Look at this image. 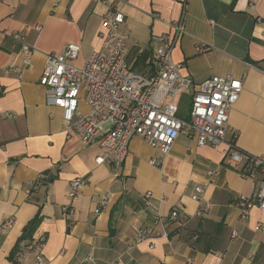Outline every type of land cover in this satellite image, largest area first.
Segmentation results:
<instances>
[{
    "label": "crops",
    "instance_id": "obj_1",
    "mask_svg": "<svg viewBox=\"0 0 264 264\" xmlns=\"http://www.w3.org/2000/svg\"><path fill=\"white\" fill-rule=\"evenodd\" d=\"M110 7L125 14L121 30L129 32V63L150 71L148 57L157 46L152 38L182 17L180 0H0V264H13L9 254L38 212L42 221L33 236L47 237L43 264H264V228L256 229L264 224V211L254 206L240 220L234 204L236 195H251L256 183L242 167L227 162L225 145L201 146L196 136L182 133L157 166L150 159L159 152L134 137L122 167L98 164L101 144L87 145L74 131L66 132L62 110L47 103L40 82L47 53L79 43L82 50L73 63L84 65L102 47V20ZM185 9L173 61L197 84L215 74L244 80L228 136L237 133L241 150L264 155V0H186ZM19 30L27 31V42L36 48L22 73L10 70L19 48L11 33ZM81 108L89 110L84 102ZM118 169L122 177L115 176ZM209 170L219 171L214 180ZM41 173L50 177L29 192ZM78 176L87 177V183L69 225L63 206L70 202V181ZM198 186L211 203L203 216L196 215ZM104 197L108 202L102 207ZM174 209L192 219L161 235L158 215L166 218ZM11 217L13 225L2 228ZM144 229L159 234L154 245L149 239L136 241ZM19 264L39 263L30 254Z\"/></svg>",
    "mask_w": 264,
    "mask_h": 264
},
{
    "label": "built area",
    "instance_id": "obj_2",
    "mask_svg": "<svg viewBox=\"0 0 264 264\" xmlns=\"http://www.w3.org/2000/svg\"><path fill=\"white\" fill-rule=\"evenodd\" d=\"M182 17L172 22V29L163 34L154 35L155 50L149 55L150 71L136 70L128 61L129 32L122 31L125 14L110 7L102 20V47L94 49L82 66L73 63L81 53L79 43L70 42L60 53H47L46 64L40 82L46 88V101L49 105L59 107L63 113L64 130L74 131L87 145L99 142L103 153L96 158L98 164L108 163L122 167L126 161L131 140L134 137L143 139L156 149L159 155L153 156L150 162L161 166L163 157L172 149L182 133L197 137L201 146L225 145L224 158L235 167H242L243 174L252 178L256 185L251 195L239 194L234 197L238 208V217L245 220L252 209L257 206L264 211V155L246 153L236 145L237 133L230 138V114L234 104L244 90V80L233 75H211L195 82L190 75L181 72L182 64L173 61L172 53L181 33L184 32L186 0ZM41 29V25L36 26ZM27 31L19 30L11 33L19 44L16 60L10 70L22 73L31 64L36 48L27 42ZM199 51L204 48L198 47ZM142 56L143 51H138ZM191 97L189 116L179 115L180 106L177 98L184 94ZM81 102L88 106V112L81 108ZM8 117L15 114L7 112ZM219 174L217 170H209L212 180ZM116 177H122L120 169L115 171ZM47 174H39L30 182L29 192L41 186ZM87 177L78 176L70 181L68 197L70 202L63 206V212L70 220L75 212L78 200ZM203 188L196 187L193 197L200 202L196 215L203 216L211 208V203L204 200ZM152 192L145 194L147 204H151ZM108 197H104L101 205L105 207ZM100 210V208L98 209ZM162 221L164 232L176 225L178 229L186 227L192 216L181 209H174ZM15 222L7 219L2 228H9ZM259 223L256 229H263ZM147 229L141 231L136 241L151 240L155 237ZM238 232L233 230L231 237L236 238ZM198 234H195V238ZM46 235H34L19 254V259L26 255H34L39 264L44 263L42 248ZM111 264H122L117 260Z\"/></svg>",
    "mask_w": 264,
    "mask_h": 264
},
{
    "label": "trees",
    "instance_id": "obj_3",
    "mask_svg": "<svg viewBox=\"0 0 264 264\" xmlns=\"http://www.w3.org/2000/svg\"><path fill=\"white\" fill-rule=\"evenodd\" d=\"M41 221L42 215L40 212H38L34 216V218H32L24 227L23 233L18 238L17 242L15 243L14 247L12 248L9 254V259L13 262V264H19V254L24 249V247L22 248V244L26 242L25 245H27L29 240L33 237V234Z\"/></svg>",
    "mask_w": 264,
    "mask_h": 264
},
{
    "label": "rangeland",
    "instance_id": "obj_4",
    "mask_svg": "<svg viewBox=\"0 0 264 264\" xmlns=\"http://www.w3.org/2000/svg\"><path fill=\"white\" fill-rule=\"evenodd\" d=\"M177 102L180 106V116L186 118L190 112L191 97L189 94H184L177 98Z\"/></svg>",
    "mask_w": 264,
    "mask_h": 264
}]
</instances>
